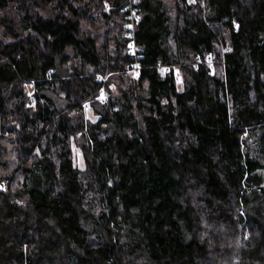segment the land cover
I'll use <instances>...</instances> for the list:
<instances>
[{
  "label": "trees",
  "instance_id": "1",
  "mask_svg": "<svg viewBox=\"0 0 264 264\" xmlns=\"http://www.w3.org/2000/svg\"><path fill=\"white\" fill-rule=\"evenodd\" d=\"M133 2L0 0V264H264V0Z\"/></svg>",
  "mask_w": 264,
  "mask_h": 264
},
{
  "label": "built area",
  "instance_id": "2",
  "mask_svg": "<svg viewBox=\"0 0 264 264\" xmlns=\"http://www.w3.org/2000/svg\"><path fill=\"white\" fill-rule=\"evenodd\" d=\"M135 21L136 22L140 21V18H139V16H137L136 11L134 9H132L130 15L128 16L129 24L126 26V30H133L134 29V24L136 23ZM129 25L131 27H129ZM132 49L135 50L136 49L135 46H133ZM136 66H135V69L138 70V67H136Z\"/></svg>",
  "mask_w": 264,
  "mask_h": 264
},
{
  "label": "rangeland",
  "instance_id": "3",
  "mask_svg": "<svg viewBox=\"0 0 264 264\" xmlns=\"http://www.w3.org/2000/svg\"><path fill=\"white\" fill-rule=\"evenodd\" d=\"M137 0H134V3L136 2ZM2 15V11H0V16ZM2 27H0V40H2L3 39V37H2ZM198 62H200V60L198 59V61H197V63ZM199 65V64H198ZM132 71H134L133 70V67H132ZM178 76H179V74H178ZM180 77V76H179ZM8 160V159H7Z\"/></svg>",
  "mask_w": 264,
  "mask_h": 264
},
{
  "label": "snow or ice",
  "instance_id": "4",
  "mask_svg": "<svg viewBox=\"0 0 264 264\" xmlns=\"http://www.w3.org/2000/svg\"><path fill=\"white\" fill-rule=\"evenodd\" d=\"M129 27H131L130 25H129ZM136 67H139V65H137ZM164 71H167L166 69H161V72H164Z\"/></svg>",
  "mask_w": 264,
  "mask_h": 264
}]
</instances>
